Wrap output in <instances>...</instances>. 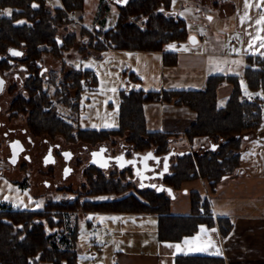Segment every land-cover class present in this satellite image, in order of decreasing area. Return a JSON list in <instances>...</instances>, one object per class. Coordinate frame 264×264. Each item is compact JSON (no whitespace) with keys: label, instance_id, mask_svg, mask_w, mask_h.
Here are the masks:
<instances>
[{"label":"trees","instance_id":"trees-1","mask_svg":"<svg viewBox=\"0 0 264 264\" xmlns=\"http://www.w3.org/2000/svg\"><path fill=\"white\" fill-rule=\"evenodd\" d=\"M61 2L62 6L51 10L46 0H0V55L9 45L25 42L29 59H37L44 54L62 58L66 51L74 47L76 39L75 33L60 36L59 28L74 22L67 11L74 10L76 18L82 16L85 0ZM6 9L9 10L8 14L5 13ZM107 11V2L102 0L97 20H102ZM97 32L102 35V42L92 40L90 43L100 51L107 48L161 50L164 43L184 41L189 37L184 20L171 12V0H129L119 8L115 24L105 30L99 27ZM262 64L264 58H256V67L246 70V82L253 91L264 92ZM89 72L88 69L73 68L65 73L55 90L57 99L77 110L82 78L88 76ZM223 81L231 82L232 90L226 102L219 105L218 87ZM27 86L29 93L28 99H25V112L33 134L45 133L52 138L62 136L67 141H83L92 146L102 141H112L115 137H125L133 151H150L162 157L171 153L170 139L178 135L150 130L144 111L147 102L161 100L193 110L196 120L184 135L189 142L204 137L213 147L202 152L191 153L187 149L177 152L171 159L170 170L161 177L166 191L150 187L137 189L130 180L133 179L130 167L107 175L102 168L91 163L83 171L84 183L81 187L85 189V196L81 192L70 199H48L43 208L37 210L0 206V264H77V222L67 229L66 234L62 229L67 221L64 217L70 213H158V239L172 241L194 234L201 223L213 224L201 192L190 191L192 211L187 215L171 214L168 193L170 190H182L186 182L198 177L207 179L210 185L215 186L224 177L236 173L240 167L243 137L247 132L259 128L264 103L259 96L243 98L237 76L211 75L200 89L122 90L119 125L92 129L79 128L61 116L40 77L31 78ZM70 89L74 91L72 96ZM21 102L14 100L12 108L16 112L13 115L24 110ZM110 194L115 197L96 199V196ZM202 207L205 214L200 211ZM217 223L223 236L233 226L226 217H219ZM56 238L59 239L57 243ZM174 264H225V260L217 255L178 254Z\"/></svg>","mask_w":264,"mask_h":264},{"label":"crops","instance_id":"crops-1","mask_svg":"<svg viewBox=\"0 0 264 264\" xmlns=\"http://www.w3.org/2000/svg\"><path fill=\"white\" fill-rule=\"evenodd\" d=\"M96 1L98 8L95 17L102 0ZM108 3L107 12L123 6L120 0H108ZM209 10H212L214 14L209 13ZM171 12L184 20L189 37L193 36L195 41H191L188 37L184 41L167 42L163 44L161 50L114 48L104 50L106 54L119 55L120 57L117 58L125 64V69L122 70L124 75L129 78L134 76L131 86L125 91L130 92L138 88L144 91L200 89L205 86L207 78L211 75L237 76L241 85L243 79L246 81L247 68L256 67V58H264V19H262L264 18V0H171ZM215 14L218 17L231 18L227 20L226 28L223 27L220 30L211 24ZM142 55L145 57L142 64L148 67L149 63H152L153 70L147 71L138 66L139 57ZM231 90L232 83L223 81L218 87V99L226 102ZM261 98L264 99V92ZM144 111L150 130L178 134L179 137L185 136V130L196 120L193 110L173 102L161 100L147 102ZM194 144V147L201 146L200 150L204 151L213 147V144L204 137L196 139ZM99 145H96L99 148L92 146L89 153L105 148ZM126 145L128 144L124 142L120 152L128 158L133 156L138 159L139 166L142 164L143 157L149 154L154 155L150 151L133 152L130 145ZM103 152L106 153V150L104 149ZM177 152L179 151L171 150L170 154L162 157L154 155L159 162L154 163L155 168L152 170L165 167L166 171L163 174L167 173L171 167V159ZM127 166H132L134 170L133 163H127L122 168ZM163 174L153 178L157 187L145 185L141 188L150 187L161 192L166 191L161 182ZM196 187L195 185L191 190ZM181 194L187 197L180 199ZM168 196L171 198V214H191L190 192L187 186L180 191L170 190ZM206 196L214 223H201L194 234L174 241L158 239V213L102 212L116 215L119 219L132 214L155 217L156 238L154 245L150 247L151 251L148 252L138 251L137 247H130L135 242L141 243L142 239L126 237L123 229L124 222L119 221L118 228H121L117 229V232L120 235L118 239L121 247L117 249L118 264H174V258L178 254L222 256L225 264H264V103L259 128L247 132L243 137L239 169L236 173L219 181ZM200 211L205 214L203 207ZM91 212L97 214L101 211ZM219 217H226L233 224L226 236L220 232L217 223ZM138 247L144 248L145 245L139 244Z\"/></svg>","mask_w":264,"mask_h":264},{"label":"rangeland","instance_id":"rangeland-1","mask_svg":"<svg viewBox=\"0 0 264 264\" xmlns=\"http://www.w3.org/2000/svg\"><path fill=\"white\" fill-rule=\"evenodd\" d=\"M105 1L108 5V0ZM46 3L51 10L55 7L62 6L61 0H46ZM97 8L98 2L96 0H85L83 16L80 18L72 17L74 22L65 28H59L58 31V34L63 37H65L67 33H75V45L66 53V63L68 64L71 61L72 66L77 69L92 70L94 72V77H96V80L93 78L94 83L92 85L86 84L87 76L82 78L78 109L75 110L62 100L57 99L54 95L55 87L53 85L45 82V86L48 89L52 100L57 105L58 113L65 119L73 122L79 128L107 129L115 128L119 125L121 91L126 90L131 86L134 76L131 75L132 77L130 76L131 78H129L124 75L122 70L125 69V64L123 61H119L117 58L120 57L119 55L113 56L106 54V52H104L105 49L100 51L91 45L90 42L92 40L94 42H102V35L97 32V28L100 27L105 30L110 26H113L119 12L118 7H116L117 9L113 7L115 9L106 13V22L105 17L102 20H97V17H95ZM5 13L8 14L9 10L6 9ZM209 13H213V11L209 10ZM230 19L231 18L228 16L218 17L217 14H215L214 21L211 24L217 26L219 29H222L223 27L226 28L225 24L227 23V20ZM98 53L101 55L98 56ZM144 59V55L139 57L138 66L147 71L153 70L154 67H152V63H149L148 67L142 64ZM46 63H50V58L46 57ZM241 87L243 90V98L253 99L256 96H263L262 91L256 92L251 90L247 86L245 79L242 80ZM71 92L72 94L74 93V91ZM72 98L74 100V97ZM3 99L4 98H2V102L6 106L9 97H7V100L6 98ZM224 102L225 100L220 99L219 105H223ZM7 116V112H2L0 117L2 120H6ZM11 120L12 123H6V126L24 125L21 116ZM54 138L56 139H48L47 141L50 143L59 142L63 148L68 147L75 152V156L71 162L73 168H68V170H70L68 176H64L65 172L61 170L60 165L56 167L51 166L48 171L49 167L42 166L38 162L42 152H44L43 149H40L37 154H32V160L28 164L25 163V159L22 156L15 165L10 164L6 160L7 149L5 144H3L4 139L0 138V206L5 205L12 209L37 210L42 209L48 199H70L81 192H83L82 195L85 196V189L81 187L84 183L83 171L89 165L90 161L103 168V171L107 175L117 174V172L120 171V168L125 164L133 163L136 177L141 179L140 186L142 187L145 185L157 187L155 182H153V178L161 176V174L166 171L165 167L160 170H152L155 168L154 163L158 161L154 155L149 154L143 157L142 164L139 166V163H136L133 156L128 158L121 153L120 151L123 149L122 145L124 142L126 144L125 137H115L113 138L114 141L109 140L97 143L96 145L100 144L105 147L104 149L106 150V153L103 152L104 149L102 148L98 153L96 152L97 154L93 159L89 157V151L92 145L84 143L83 141H67L62 136H56ZM170 140L171 150L180 151L179 149H187L191 153L202 152V150H200L201 146L194 147V142H189L186 136H177ZM95 148L99 147L96 146ZM150 158L155 159L150 160ZM115 177H117V175H115ZM139 178L130 179L134 182L137 189L139 188ZM202 180L204 181L202 182ZM45 181L46 184H44ZM197 182H199V185H197ZM195 185L197 187L193 190H197L201 193L204 191L202 196L209 208L206 194L208 195L211 190L214 189V186L210 185L207 179L203 177L195 178L184 184V186L188 187L189 192L191 191V188L195 187ZM200 187L202 188L198 189ZM158 189H161V187H158ZM130 191H134V189H130ZM172 195L173 194H171V196ZM113 197H115L114 194L101 195L96 196V199H111ZM186 197L187 196L181 194L179 198ZM78 213L79 214L70 213L68 216H65L64 219L67 221H65L66 223H64V227L62 228L63 233L66 234L67 229L77 222V264H118L117 249H119L121 245L120 240L118 239L120 235L117 232V229L121 228H118L120 220L124 222L123 229L125 230L126 237L133 236L136 239H142L141 243L135 242V244H132L130 247H137L138 251L143 250L148 252L152 249L150 248L151 245H154L156 226L155 217L152 215L132 214L126 215L124 218L120 217L119 219L118 216L109 213ZM64 215L67 214L64 213ZM91 223L97 225L96 231H92ZM139 244H143L145 247L139 248ZM38 264L51 263L39 262Z\"/></svg>","mask_w":264,"mask_h":264},{"label":"flooded vegetation","instance_id":"flooded-vegetation-1","mask_svg":"<svg viewBox=\"0 0 264 264\" xmlns=\"http://www.w3.org/2000/svg\"><path fill=\"white\" fill-rule=\"evenodd\" d=\"M128 1L129 0H120V2L123 3V6H125L128 3ZM67 52L68 51H66L62 55V58L59 57L57 58L51 54H44L40 58L29 59L25 49V42H24L23 44L9 45L6 51L0 55V82H2L3 80L2 86L0 83V116L2 115V112L3 113L7 112L8 114L6 120H2V118L0 117V138L4 139L3 144H5V147L7 149L6 160L8 162H9L8 158L11 156L12 149L17 147L16 141H20L22 145V149L21 152H19L18 161L19 158L22 156L25 159V163L28 164L32 160L33 157L32 154H37L40 151V149H43L44 152H42L38 162L42 166L49 167L48 171L50 170L51 166L56 167L60 165L61 170H63L64 172H66L67 168L70 169L72 167L71 162L73 160V157L75 156V152L68 147L63 148L61 143L59 142L50 143L49 141H47L48 139L52 140L56 138H52L45 133L38 135L33 134L29 129L28 120H27L28 116L25 112V99H28V93H29L27 84L28 81L31 80V78L36 76L40 77L42 80V85L45 89H47L45 86V82H48L49 84L53 85L55 87L54 88V95H55V90L60 85V82L62 81L64 74L70 72L71 69L75 68L74 66H72L71 61L70 62L68 61L69 62L68 64L66 63ZM14 53H19V55H16ZM46 57L50 58L49 64L46 63ZM71 91L72 89L69 90L70 96H72ZM7 97H9V100L7 101V105L5 106L4 103L2 102V98L4 99L6 98L7 100ZM49 97L51 98L50 94ZM14 100H18V101L22 100L21 103L24 110L20 111L18 115H13V113L16 112V109L12 108L14 106L13 105ZM52 102L54 103L53 100ZM54 105L57 106L56 103H54ZM18 116H21L23 118L24 125L6 126V123H12L11 119L18 118ZM96 152L98 153V150H93L89 157L91 158L92 156L93 159L97 154ZM135 160L137 163L138 159ZM91 163L92 162L90 161L89 164ZM127 167H130L133 170L132 166H127ZM122 169L120 168V170ZM135 178H139V177H136V172L134 169L133 179ZM140 182L141 179L139 181V187H142L140 186L141 185ZM44 184H46V181Z\"/></svg>","mask_w":264,"mask_h":264},{"label":"water","instance_id":"water-1","mask_svg":"<svg viewBox=\"0 0 264 264\" xmlns=\"http://www.w3.org/2000/svg\"><path fill=\"white\" fill-rule=\"evenodd\" d=\"M189 39L191 41H195V38H193V36L189 37ZM2 82H3V80H2ZM2 82H0L1 86L3 85ZM16 145H17V147L12 149L11 156L8 158V160L11 164L17 163L18 157H19V152H21V149H22V145H21L20 141H16ZM69 171L70 170H68V168H67L64 175L67 176Z\"/></svg>","mask_w":264,"mask_h":264},{"label":"built area","instance_id":"built-area-1","mask_svg":"<svg viewBox=\"0 0 264 264\" xmlns=\"http://www.w3.org/2000/svg\"><path fill=\"white\" fill-rule=\"evenodd\" d=\"M75 13L76 12L74 10H69L68 11V15L71 16V17H75ZM260 68L262 70H264V64H262L260 66ZM93 78H94V72L93 71H90L89 74H88V76H87V78H86V84L92 85L94 83ZM91 227H92V231H96V229H97V225L96 224L91 223ZM57 242H58V239H55V243H57Z\"/></svg>","mask_w":264,"mask_h":264},{"label":"snow or ice","instance_id":"snow-or-ice-1","mask_svg":"<svg viewBox=\"0 0 264 264\" xmlns=\"http://www.w3.org/2000/svg\"><path fill=\"white\" fill-rule=\"evenodd\" d=\"M209 19H211V18H209ZM262 19H264V18H262ZM257 23H260V21H257ZM14 54L19 55V53H14ZM169 247H172V245H169Z\"/></svg>","mask_w":264,"mask_h":264}]
</instances>
